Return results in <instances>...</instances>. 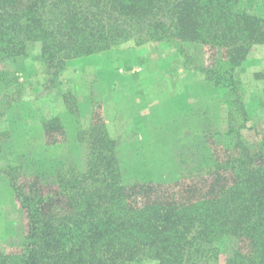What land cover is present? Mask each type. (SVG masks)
Masks as SVG:
<instances>
[{"label":"trees","instance_id":"obj_1","mask_svg":"<svg viewBox=\"0 0 264 264\" xmlns=\"http://www.w3.org/2000/svg\"><path fill=\"white\" fill-rule=\"evenodd\" d=\"M249 1L0 0V62L26 57L39 43L54 77L66 59L130 39H178L219 49L206 73L216 85L234 87L250 47L264 44V0L260 13ZM6 74L0 68V84ZM42 121L47 137L62 131L57 117ZM244 143L236 137L221 146L225 159L209 168L214 173L197 197L185 196L186 188L177 198L131 203L105 133L90 142L85 170L61 168L52 192L35 179L18 186L13 173L23 162L11 166L10 185L27 220L20 250L0 252V264H207L224 237L244 243L230 264H264V138L255 147ZM219 169L231 178L222 180Z\"/></svg>","mask_w":264,"mask_h":264},{"label":"rangeland","instance_id":"obj_2","mask_svg":"<svg viewBox=\"0 0 264 264\" xmlns=\"http://www.w3.org/2000/svg\"><path fill=\"white\" fill-rule=\"evenodd\" d=\"M261 2L250 0V10L260 13ZM221 55L198 42L130 39L66 59L54 77L40 59L39 43L26 57L0 62L7 73L0 84V252L20 250L27 220L10 185L11 166L23 162L13 173L18 186L35 179L52 192L61 168L85 170L90 142L105 133L136 203L177 198L186 188L185 196L197 197L214 173L209 168L225 159L222 145L236 137L249 147L261 145L264 44L250 47L235 69L234 87L216 85L206 73ZM52 117L62 131L47 137L42 119ZM219 173L231 178L227 170ZM146 185L152 189H142ZM216 246L207 264H230L244 243L224 237Z\"/></svg>","mask_w":264,"mask_h":264}]
</instances>
